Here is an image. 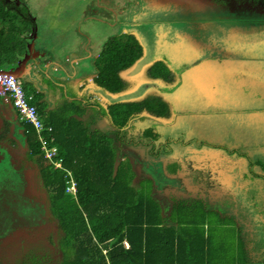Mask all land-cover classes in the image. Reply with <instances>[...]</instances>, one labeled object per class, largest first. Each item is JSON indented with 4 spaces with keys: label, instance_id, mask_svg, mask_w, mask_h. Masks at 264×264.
Returning <instances> with one entry per match:
<instances>
[{
    "label": "rangeland",
    "instance_id": "374dc122",
    "mask_svg": "<svg viewBox=\"0 0 264 264\" xmlns=\"http://www.w3.org/2000/svg\"><path fill=\"white\" fill-rule=\"evenodd\" d=\"M25 1V0H24ZM189 2L193 4L201 5V3L204 2H215V0H188ZM219 5L222 6H231L230 4L224 3L222 0ZM225 1V0H224ZM249 2L254 1L256 3H260L257 6L252 7V9H244V13H242L241 9L238 10V13L236 14V17L233 19V21L236 22V24H245V23H251L252 25L257 26V36L259 39L264 38V0H248ZM128 2V0H115L113 4H120L124 5ZM83 4V2H82ZM77 0H33L29 3L30 11L33 13V15L38 17L37 18V27H39L38 36L41 41H45L48 43V47L45 51H48L52 48L50 53H53L57 58L61 59V55L63 56V53L61 51L62 47L68 46L73 53V47L76 49V55H74V58H78L77 62L81 64V67L84 69H88L89 65L91 63H94V60L91 61V63H84L87 62L90 55L88 54V51H90L89 47L90 44L88 43V40L86 39L87 34H92L94 37V41L92 44H104L107 45V42L113 38L115 39V34L117 35V31L115 30L114 26V19L108 18L109 21L98 18L97 22H94L92 20H88L82 24V19L79 17H82L80 14H76L77 12ZM82 6V5H81ZM80 6V7H81ZM246 8V6H245ZM233 9H238V7L234 6ZM236 12V11H235ZM219 14L218 18L220 16H227L228 14ZM209 13H197L195 15L187 14L184 18L181 20H175L171 19L170 24L173 28V25L180 29L181 31L189 30V34H195L197 39L208 41L210 38L218 36L217 32L214 31L212 28L213 24H219L222 23V26L226 28V24H229V19H218L210 21ZM83 18V17H82ZM81 23V24H80ZM23 24V21L21 25ZM242 28V27H241ZM231 31V30H230ZM172 32V31H171ZM173 33V32H172ZM232 33V32H230ZM31 34V32H30ZM72 35V36H71ZM233 35L235 38H240L243 36L242 31L241 32H233ZM71 36V37H69ZM146 36L148 37V44H152L153 42L158 43V40L155 39L156 36L154 33L148 31ZM173 36V35H171ZM170 36V37H171ZM174 39L177 38L176 33L175 36H173ZM172 37V38H173ZM68 38V39H67ZM171 38V39H172ZM65 39H67L65 41ZM120 41L118 38L116 39ZM75 41V42H74ZM73 42L75 43L73 46ZM121 42V41H120ZM62 43V44H61ZM52 45V46H51ZM63 45V46H61ZM26 47V48H25ZM254 47L252 45L249 49ZM27 49V45L25 42H23L22 50L24 51ZM205 53V50L203 51ZM235 53L232 49L230 50V53ZM177 53V52H176ZM223 54V52L221 51ZM207 54V52L205 53ZM89 55V56H88ZM258 52L254 56H258ZM260 59L259 63H253L252 71H255V77L251 75V73L246 70L248 73H250L251 82L254 84V89L252 91V94L257 96L258 102L257 107L258 111H264V69L262 67V63H264V51L261 49L260 56L257 57ZM153 59L155 60V56H153ZM75 59H73L72 63H74ZM86 64V65H85ZM133 63L132 65H134ZM164 66L165 63H136L134 68L131 66L127 69L132 68L130 71L125 73V70H120L117 73V76L120 80V82L123 84V90L117 93H121L115 96L110 97V101L107 100L105 97L104 99L105 103L108 105L111 102L112 108H114L117 105L121 104H142L145 101H150L152 99H156L158 101H161L165 106L167 107L168 113L166 115H161L157 112H154L151 110L152 103L148 102L143 105V110L138 115L131 116V121H135L138 116L139 119L135 122L129 123L125 128L119 131V134H117L116 138L111 136L109 133L105 134L103 136L104 141V148L114 149L118 151L119 155V147H117V137H132L134 143H136V140L139 138L140 134L143 135L147 130H149L150 136L147 137V139H150L152 137H155V133H157V139H163L167 136H174L178 133L186 132L188 134H196L197 136H205V139H212L214 140L213 144L209 145L208 147H204L201 151L203 153H209L212 154L213 157H217V160L214 164L217 165L219 168L218 172H215L217 175L214 177L224 178V182H228L230 184V190L234 192L235 200H239L243 203V211L241 212L240 205L242 203L239 202L238 211L236 209H233L230 211L228 208V211L231 212L234 215H239L241 217L242 213L245 214V216H248V223H254L255 225H234L235 219H231V222H221L220 220H217L215 225H211V231L209 230V225H205L204 231L205 234L212 233L214 237V246L221 248L225 250L228 261L225 262V264H238V260L240 257L245 255L244 252V245L243 241L240 239V232L237 229V227L240 228L243 237L246 239L253 238V237H262L261 232L255 231L254 228L258 227L261 228L264 231V179L258 178V174L260 173V170H264V158L256 157V150L255 146H252V149L244 148L245 154H250V159L244 157H241V155H237V153H234V149L226 146V141L228 140L230 144L236 143L235 140L245 142L249 140H253V142L247 143L246 145H251L252 143L255 144L257 142V138L259 133L264 131V121L261 119V116L263 115H256L259 116V119L257 121H253V128H250V124H247L245 122H240L238 118H233V114L231 111H237V108L233 107L238 106L239 104L234 103L230 101L227 97L223 96L220 99L215 100H208L204 101L203 94L209 93V95L213 94V86H216L220 83V81H223L226 79V75L228 71L226 70H220L216 72V69L209 67L208 71L210 73V77L206 78L202 85L200 86V83L195 81L194 78L191 77L193 73L192 69L187 70L182 76L181 79L185 80V84H180L177 88L176 83H178L177 74L174 73L171 69H165ZM257 64V66H256ZM261 66H260V65ZM70 66L71 63H68ZM2 68L5 66L2 65ZM153 67V68H152ZM95 68L91 66V72H93ZM147 71L150 72V74L158 78L161 82H168V80L172 81L171 84H162L160 82H149V77L147 75ZM99 70H95L94 74L98 73ZM180 73V70H178ZM216 72V73H215ZM215 73V74H214ZM66 74V75H65ZM65 74L62 77V74L59 75V78L62 79L64 83L66 82V76H67V70ZM170 74V75H169ZM56 75V74H55ZM168 79V80H167ZM238 80L245 79L247 80V76L239 75L237 77ZM55 81V80H53ZM154 83V87H151V84ZM196 83L198 84L196 86ZM243 85V84H242ZM24 87V86H23ZM159 88L162 91L168 90V94L162 93L159 90H156ZM61 89V88H60ZM25 90V89H24ZM65 90V89H64ZM237 90V89H236ZM61 91V90H60ZM238 91V90H237ZM26 93V91H25ZM27 94V93H26ZM61 94V92H60ZM63 96V93H62ZM191 96L197 99L196 104L190 105V104H182L184 101V97ZM170 97V99L168 98ZM179 101V102H178ZM199 102V104H197ZM204 102H210V105L208 108H211L210 110H206L204 112H200V116L198 114V111L196 110L197 107H206L203 105ZM61 103V102H60ZM179 103V104H178ZM225 103L230 104L229 106ZM179 105V106H178ZM225 109H228L230 114H228L227 117H221L219 116V108L224 107ZM179 108L183 112H188L187 116H178L175 115L177 112H179ZM251 108V107H250ZM189 109L190 111H187ZM249 109V108H247ZM149 111L153 113L154 115L161 116L162 118H156L146 111ZM196 110V111H194ZM244 109H242L243 111ZM59 111V110H58ZM217 111L218 113H215ZM241 111V109H240ZM65 113V112H64ZM226 113V111H225ZM223 113V114H225ZM143 114V115H142ZM59 116V115H58ZM239 116V115H238ZM185 117V118H183ZM245 116L241 117L244 118ZM116 121H118L117 117H114ZM160 119V120H158ZM246 119V117H245ZM158 121L160 123V126L164 127H155L153 129L152 126H150L149 122ZM186 121V126H185ZM73 121H71L72 123ZM185 126V127H183ZM98 127V126H97ZM101 127V130H105L109 128V122L107 126ZM65 133V131H63ZM130 132V133H129ZM264 136V134H262ZM207 136V137H206ZM187 138V137H186ZM218 142H223V146L218 145ZM264 144V142H263ZM132 145V144H131ZM138 145V144H137ZM137 145H133L136 148H133V150L137 161V167L140 168L145 176V178L148 177L149 181H152L150 179L154 178V184L158 186H166V182L172 183L169 180V176L167 173L163 172L166 179H163L161 177V162L160 161H152L151 159L144 160L147 163V170H145V164L138 162H141L140 158H148L147 155H144L142 151H140ZM130 146V145H129ZM264 147V145H263ZM148 148V147H147ZM143 151H145V148H141ZM229 151V152H228ZM231 151V152H230ZM186 154H190L193 151L188 152L186 151ZM242 154V152L240 151ZM5 154V146H0V156L3 157ZM143 157H142V155ZM139 156V157H138ZM120 157V156H119ZM45 158H47L45 156ZM156 158V157H155ZM48 159V158H47ZM134 161L132 158H130L127 155L122 157V161L119 159L118 161L121 162L119 168L124 165L129 169V172L133 175V169L135 167L132 166V161ZM150 160V161H149ZM215 160V159H214ZM243 162V167H238V162ZM249 164H248V162ZM10 162L7 163L5 167H1L0 162V174H1V168L2 171L7 169V166L10 165ZM117 164V163H116ZM204 165V164H203ZM202 165V166H203ZM46 167V168H45ZM10 168V166H9ZM201 169V168H200ZM238 169H241L243 171H248V176L250 177V180L245 179L244 181L238 182V181H231L233 178H240L242 175V172L240 171L238 173ZM41 170L42 174L44 175L47 171V160H44L43 163H41ZM204 170V169H203ZM192 171V170H191ZM199 176H202L203 173L200 171H197ZM207 172L210 174V168L208 167ZM252 172V173H251ZM255 172V173H254ZM137 173H139L137 171ZM157 173L160 174V177L157 176ZM235 173H238L236 176ZM126 174V173H125ZM220 174V176H218ZM12 171H10V179L7 182V173L6 177H0V223L3 222L2 225H0V229L4 230L7 228L9 231H14L17 229H20L22 232H25L28 234V236L31 238V245H29V248L27 250H24L20 257L14 259L13 264H28V262H35L34 264H50L49 260L48 262H45L44 260H40L43 257H46L48 259H51L53 261V264H58L60 260H67L65 263L62 264H69V260L71 257H73L75 254L82 255L83 254V246H82V240L79 242L75 241L73 238V229H71V223L69 219H62L61 222L64 224L62 226L67 227V230L64 232V234H67V237L59 239V233H57L56 227L59 228L60 219L55 218L57 217L61 212L62 209L65 207H75V203L72 197L64 195L59 199L58 205H55L53 203V199L57 197L56 191L53 187H51V183H49L45 176L41 177L40 185L43 189L46 190L49 200L51 201V204L48 202V205H45L43 203V196L41 198H33L34 195H36L32 187H30L29 194L25 195V197H22L21 191L22 186H19V188H15L18 184L19 180L18 178H12L11 177ZM122 175V174H121ZM263 175V174H260ZM140 177V176H139ZM209 177V175H208ZM147 180V181H148ZM189 181L190 186H193L191 188V191L195 188V192L199 188V192L206 188V186H200L196 183L198 180L194 177H191L190 179H186ZM135 181V180H134ZM138 181V179H136ZM218 180H215V182ZM148 182L141 183L140 185L136 186L137 188H141L142 185L145 186V188H151V186H147ZM227 185V184H226ZM15 188L13 191H10L9 188ZM160 188V187H159ZM135 189V188H134ZM143 189V188H142ZM140 189V190H142ZM161 193H163L164 188H160ZM101 190L106 193V188H101ZM138 190V191H140ZM175 190H166V193L169 194L170 192H174ZM179 192H181V189H179ZM187 192V191H186ZM198 192V193H199ZM20 194V195H19ZM185 194V193H184ZM188 196L184 197V200H188L190 202L192 201H202L201 198H195L192 196L193 192L188 191ZM42 195V194H40ZM17 196H20V198L15 199ZM171 199V198H170ZM16 200V201H15ZM234 200V199H233ZM204 202H209L207 200H203ZM35 202V203H33ZM2 203L5 205H2ZM3 206V207H2ZM210 208L213 209V205H209ZM38 208H41V210L37 211ZM203 205L201 203L194 204L190 210H185L187 213L184 215L180 214L181 209L176 208L171 213V220L175 219H181V222L186 223V225H180L181 228L185 229H191L192 231H195L198 233L201 225L198 224V222L195 220V217L201 218L203 216H207L210 222L213 223V221L217 218L212 212L205 214L203 212ZM47 217V219H46ZM45 220H48V223L41 225ZM246 219V218H245ZM233 224V225H232ZM237 226V227H236ZM0 230V231H1ZM186 234H191L190 231H184ZM48 239V242H40V243H33L36 240L40 239ZM57 242V245L53 246L54 243ZM66 246V247H65ZM21 245L17 248H20ZM73 260V259H72ZM1 264V263H0Z\"/></svg>",
    "mask_w": 264,
    "mask_h": 264
},
{
    "label": "crops",
    "instance_id": "0c3cea01",
    "mask_svg": "<svg viewBox=\"0 0 264 264\" xmlns=\"http://www.w3.org/2000/svg\"><path fill=\"white\" fill-rule=\"evenodd\" d=\"M241 26H243L242 29L245 31H252L249 33L250 40H245L243 36L239 40L243 41L244 51L249 49L252 45L255 46L259 41L264 42V38L259 39V37L257 36V26L252 25L251 23L241 24ZM170 29L172 31L171 24ZM171 31L167 32V34L165 35L166 40L169 38ZM30 35H32V32L31 34L29 32L25 35L27 49H25L24 51L22 50L21 52L20 49L17 48L15 50V54L17 53L16 58L13 59V63L11 65H4V68L0 67V70L7 71L12 68L14 69L17 67L16 63L21 62L25 58L29 59L30 62V59L33 57H27L25 52L28 50V45H31V43L33 42L34 44L31 46L34 51L33 56L39 58L37 60V63H42V71L38 72L37 76L31 77L28 75L29 69L24 68L22 73L25 77L20 81L23 84L27 95L32 97V102L36 107H38V110L43 115L42 119H45L49 125L57 129V143L62 155L64 157H67L69 161H72L75 158H80V162L78 164H73L76 167L77 173H81V171L84 170H92L95 167H97L100 171L108 169L111 170V173H113L115 171L117 161L119 159L122 161V158L119 157L117 150L113 151V153H110V151H108L109 148H104L103 136L107 133L119 132L120 130H108L106 132H102L101 134H98V132L93 130V128L95 129L98 127L101 129L100 125L102 127L107 126L108 122L110 121L111 115L108 105L105 103L104 99H102L103 90L99 87L100 83L97 80L99 72L94 74L96 69L98 71L97 63L102 53L104 44H92V42L94 41V37L90 33L85 36L86 39L90 38L88 40V43L90 44V54L89 51L88 54L90 56L88 55V61L84 63H91V61L93 60L94 63H91L88 69H83L81 67V64L77 62L78 58H74V55L76 54L74 52L72 53L67 45L62 47L61 51L63 53V56L61 55V59H59L53 53H50L53 47H51L50 50L45 51L49 44L45 41H41L38 36L37 39H30ZM67 39H65V41ZM209 41L211 42V38L209 39ZM74 44L75 43L73 42V46ZM203 50L204 49H200V51ZM244 51L242 54L248 56ZM200 55L201 54H199V57L196 59V61H201L199 63H165L166 66H164L163 64L161 65H163L165 69L169 70H177L181 67L192 69L194 74H192L191 77L194 78L195 81L199 82L200 86L206 78L212 76L208 71L209 67L216 69V72L220 70H226L228 71L226 79L220 81V83L216 86H213L212 95H209L208 92L204 93V101L220 99L221 97L225 96L230 101L239 105L241 103L253 104V106L257 104L258 99L255 97V95L249 91H246L243 88L240 80L237 79V77H239V75H241L243 72H246V75L248 74L245 69L250 68V63H259L260 59L257 58V56H254L252 61H249L248 63H229L233 60L232 57L229 58V60L227 61L228 63H215L216 61H218L215 60L216 57H212L213 59H203L205 58V56L201 57L202 55ZM73 59H75L74 63H72ZM245 59L246 57L239 60L242 61ZM248 59L250 60V57H248ZM68 63H71V65L69 66ZM91 66L95 68L93 72H91ZM57 70L62 73V77L67 70L65 83L62 80L64 78H59V75L61 74L56 73ZM168 83H172V81L168 80ZM179 84L180 82L176 86H178ZM181 84H185L184 79H181ZM197 85L198 84L196 83V86ZM235 85L238 91L235 90ZM3 104L8 107L7 111L12 120V123H16L17 126L15 127V131L13 133L14 138L12 139L10 136L11 132L6 129L7 131L5 132V138L7 137V146H5V154L3 155V157L0 156V162L1 167H5L6 161L7 163L10 162V165L7 166V169L4 168L3 171L1 168L0 177H6L7 173L8 182L10 179V171H12L13 175H11V177L18 178L19 180L16 188L22 186V192H24L25 190V193H28V191H30V185L26 184L25 177L28 176L29 180H35V178H37L38 176H40V178L42 177V162H40L37 154L34 151L32 152L31 150V147L34 144L36 133L33 134L32 132H29L30 124H25L19 119L18 113L11 104H7L4 102ZM252 107H249V109L245 111L247 112L246 115L249 116H246V119H244L247 124H250L251 129L253 128L252 122L259 119V116H256V113H258V109H253ZM111 112L113 114L112 106ZM260 114L263 115V117L261 116V119L264 121V112H260L259 115ZM71 121L73 122L71 123ZM119 121L120 118H118V122ZM95 123L97 124L95 125ZM63 131H65V133ZM262 134H264V131L262 132ZM262 134L261 132L259 133L257 142L255 144L252 143L251 145L245 146V144L253 142V140L242 142V140L238 141L236 139V143L230 144V148L238 151L237 155H241V157H244L245 151L243 149H252V146L256 145L254 149H257L255 156L264 158V136ZM240 151L242 152V154L240 153ZM108 152L110 153L109 155ZM247 158L249 157L247 156ZM237 166L243 167V162H238ZM240 171L242 172L241 177L233 178L231 179V181L241 182L246 178L250 180V177L247 176L249 170L245 172L241 169H238V173ZM238 173H235L234 175L236 176ZM256 174H258L257 177L259 179H264V170H260V173L258 172ZM157 176L160 177V174L157 173ZM218 176H220V174H218ZM217 180L222 185H224L225 191H223V189H220V193L218 195L212 193L213 195H216L211 196L212 201H210L208 198L202 199V201H200L204 208L203 212L205 214L212 212L215 216H217V218L213 221V223H211V220H209L207 216H203L201 218L195 217V220L198 222V224L209 225L210 231L211 225H215L217 220L227 223L231 222V219L234 218V225H255L254 223H248V216H244L243 213L241 217H239V215H234L228 211V209L224 205L226 204L225 202H227L225 198L230 190V184L227 181L224 182L223 177H220ZM94 191V195L91 199H97V202H93V204L98 205V207L94 206L93 204H89V211H87L84 209L81 202L79 204L78 201L75 200L74 208H71L69 206L66 207L69 208L71 212L74 211L73 213L80 211L83 214V219L72 220L71 218H69V221L71 223V229L76 227V231L73 230V238L76 241L78 240L77 238H75V235L79 233L77 227L82 229L81 233L79 234L80 237L82 236L83 254L81 256H83L84 258H91L98 261L100 260V258L112 255L113 249L119 246H121L123 249L121 253L130 250V241L134 240V237L137 240L138 232H140L142 238L146 239L150 230L155 228H163L165 224L176 225L177 228L179 227V225H186V223L180 221L181 219L171 220V213L176 208H168L165 205L168 204L167 201L162 198L158 200L155 199L154 195L152 194V189L145 188V186L143 185V189L141 191L135 190L132 193V200L130 202L123 203V206L130 213V216H133V218L135 217V227L133 228V230L129 233H123V231L115 229V233H117V236L115 237H107L108 234L97 236L95 234V231L101 229L99 225L105 213L109 212L111 209H113L114 211L120 210L122 204L120 203V200H115V198H120V194L105 195L109 198L112 196V198L114 199L113 202L110 203V200H104L103 204H100L99 197H102L103 195L101 194L104 192L101 189H95ZM33 198H35V195ZM148 198H150L153 203H148ZM227 199H229V197ZM203 200H207L209 202H204ZM235 202L236 204H239V202L242 203L239 200H236ZM209 205H211V207L213 205V209L210 208ZM180 206L178 207L182 209L180 214L184 215L185 213H187L186 211H184L185 209ZM240 208L242 212L244 208L243 203L242 205H240ZM90 212L93 215H98L97 218L91 219ZM169 221H172V223L170 224ZM237 229L240 232V239L243 241V249L245 252V255L242 256L244 262H242V257H240L238 260V264H258L257 262L261 263V261L264 260V251L258 257L253 251H251V249L253 247L255 249L261 247V249L264 250V234H262V237H253L246 239L243 237L240 228L237 227ZM260 230L261 233H264L261 228ZM196 234L197 233H192L191 235L180 231L182 241L179 242L185 245H190L196 241ZM205 236L206 240L207 238H209L207 245L205 244L204 246L199 248V251L197 253L201 256L195 264H225V262L228 261L225 250L214 246V237L212 233L206 234ZM89 238L91 239V241L89 240ZM87 239L90 242H88ZM188 259L193 261L196 260L193 257H190ZM222 261L224 263H221Z\"/></svg>",
    "mask_w": 264,
    "mask_h": 264
},
{
    "label": "flooded vegetation",
    "instance_id": "af4514ba",
    "mask_svg": "<svg viewBox=\"0 0 264 264\" xmlns=\"http://www.w3.org/2000/svg\"><path fill=\"white\" fill-rule=\"evenodd\" d=\"M81 1L83 2V4ZM114 1L115 0H77V4L79 5V8L77 9L76 14H79V15L81 14L83 17V18L79 17L82 19V24L81 23L80 24L84 25V23L88 20L97 22L98 18H103L107 21H109L108 18L114 19L115 20V23H114L115 30L117 31V35L115 34V36H117L120 41H127L126 39L129 38L130 36H133L138 41L139 46L142 51L140 58H138L137 60V61L140 60V63H149V64L150 63H176V64L177 63H199L201 61H196V59L199 57V54L201 55L204 54L203 52L204 50H205V53L207 52V54H205V58L203 59H213L212 57H216L215 60H218V61H216L215 63H228L227 61L229 60L230 57H232L233 60L229 63H248L249 61H252L253 59L252 55L258 52L259 55L257 57H259L261 49L264 51V42L262 41H259L251 49H247L246 51H244L243 41H239L241 37L235 38V36L233 35V32L242 31L243 38L245 40L247 39L250 40L249 33L252 31L246 29L248 31L247 32L243 30L242 29L243 26L236 24V22L233 21L234 18L230 17L229 15L220 16L218 18V15L221 13L229 14V12L233 13L240 9L242 13H244V9L245 11H247L246 9H252V7L257 6L260 3H256L254 1L249 2L248 0H225V1L222 0L224 3L231 5V6H222V5H219V3L221 2L220 0H215L214 4L213 2H204V3H201V5L193 4L189 2L188 0H128L126 4L120 5L116 3L113 4ZM0 3L2 4V6H4V8H6V10H10L14 13H17L23 20L24 19L29 20L32 17L30 6H29V3H30L29 0H25V1L24 0H0ZM234 6L238 7V9H233ZM200 12L212 14V15H209V17L211 16L210 21H212V23L214 19L215 20L229 19V24L228 23L226 24L227 25L226 28L222 26V23L213 24L212 28L214 29L215 32L218 33L217 34L218 36H216V38L212 37L211 42L209 40L203 41V40L197 39L198 36L192 33L189 34L188 33L189 30H187L188 32L185 30L181 31L180 29L176 28L174 25L172 28L173 33L171 32L169 35V38L167 40L165 39V35L167 34V32L171 31L170 29L171 19L181 20L187 14L195 15ZM236 14L237 13H233L234 16H236ZM135 30L138 31L140 40L137 39L133 35L135 33ZM148 31L154 33V35L156 36L155 39L158 40V43L153 42L152 44H148V37L146 36ZM175 33L177 36L176 39H174L173 37L175 36ZM89 39L90 38H88L87 40ZM200 49H204V50L200 51ZM231 49L235 51V53L234 52L230 53ZM144 50L146 51V53H144ZM178 50L180 52L176 53ZM221 51L223 52V54L221 53ZM243 51L247 53L246 55L248 56H245L244 54H242ZM153 56H155V60L153 59ZM244 57H246L245 60H242V61L239 60ZM248 57H250V60L248 59ZM251 65H253V63H250L249 69L248 68L245 69V70H248L250 73L253 70L252 68L255 67ZM262 67L264 69V63H262ZM178 70H180V74L177 77V79L178 81L181 82V76L189 69L181 67ZM250 73L246 75V72H243L241 75L247 76L248 79L247 80L242 79L240 80V82L241 84L245 83L246 86L244 87V89L252 93V91L249 89L253 85V82H251L250 77L251 75H253V77L255 78L257 77L255 76V71H252L251 75ZM176 74L178 75V72H176ZM151 87H153V83L151 84ZM236 89L237 87L235 85V90ZM168 98L170 99V97ZM196 101H197L196 98L191 97V96H186L184 97V101L182 102V104L194 105L196 104ZM197 104H199V102ZM203 105L206 107L198 108L199 107L198 106L196 109L198 111L199 117H201L200 112H204L206 110L211 109V108H208V106L210 105V102H204ZM226 105L229 106L230 104L225 103V106ZM225 106L219 108L220 110L219 116L221 117H227L228 114H230L228 109H225ZM252 106L253 104H247V103H241L238 106L233 105V107L237 108V111H233V110L231 111V113L233 114V118H238L239 120H241L240 121L241 123L245 122L244 120L245 117L249 116V115H246L247 112L245 111L248 110L247 108L252 107ZM256 107H257V104L254 105L252 108L256 109ZM242 109L244 110L242 111ZM178 111L179 112H177L175 115L187 116L188 112H183L181 111L180 108ZM187 111H190V110L187 109ZM260 112L263 113L264 111H258V113ZM167 113H168V110L165 111V113L162 115H166ZM215 113H218V112L215 111ZM258 113H256V115H258ZM243 116L245 117L241 118ZM138 118L139 117H137L135 121H131V123L132 122L136 123ZM157 118H162V117L157 116ZM149 123H150V126L153 127V129L155 127H164V126H160V123L156 120L154 122H149ZM185 126H186V121H185ZM6 129L7 128L1 125L0 123V140L5 139V132L7 131ZM148 132L149 130H147L144 134L146 138L149 136L147 135ZM109 134L113 136L114 138H116L119 132L109 133ZM204 137L205 136H197L196 134H192V131H191L190 134L186 132H182L174 136H167L166 138L158 140L157 133H155V137H152L150 139L143 141L144 144L147 145L146 148L148 147L147 149L150 150L149 153L146 150L143 151V149H141L139 145L132 142L131 143L132 145L130 144V146L128 147H123L122 155L125 156L128 154V156L134 160L135 168L133 170H136V171H138L140 168L136 166L137 161H136L135 155L137 154H134L133 150H131L133 148H136L133 145H137L139 147L137 149L142 151L144 155L148 156V158H145V156L144 158H140L138 156L139 159H141V162H138V164L144 163L145 170H147L146 166L148 162L144 160L151 159L152 161H155V162L160 161L162 165L161 173H160L161 177L163 179H166L163 172L167 173V175L169 176V180L172 183L166 182V186H158L154 184L155 182L154 178L150 179L152 181H149L147 177L145 182L150 183L147 186H151V189H153V187L156 186V189H155L156 199L158 200L162 198L165 201H167L168 204H165V205L168 208L175 209L181 205L180 207H183V209L188 210L187 207L191 208L194 204L200 203V200L192 201V202L188 200H184V197L189 195L188 191L193 192L192 196L195 198H201V200L208 198L210 201H212L211 196H216L220 193L219 191L220 189H223V191H225L224 185H222L218 181L215 182V180L219 179V178L214 177L215 175H217L215 172L219 171V168L217 167V165L214 164L217 160V157L215 156L213 157L212 154L203 153L201 151L204 147H208L209 145L213 144L214 140L210 138L205 139ZM217 144L221 146L224 145L223 142H218ZM229 145H230V142L227 140L226 146L229 147ZM187 150L188 152L189 150L193 152L191 153L189 152L190 154H186ZM236 152L238 153V151ZM246 155L250 159V154L246 153L244 155L247 158ZM208 167L210 168V171H211L210 174L207 172ZM197 171L202 172L203 175L199 176ZM147 172L149 173L148 170ZM139 176L141 178L142 177L145 178L141 170L139 172ZM191 177H194L195 180L199 179L196 184L200 186H204V187L206 186V188H204L200 192L198 188L196 193H194L195 188L191 191V188L193 186H190L189 181L186 180V179H190ZM25 179H26V184L30 185V187L33 188L32 192L36 194L35 198H41L43 196V200H42L43 203L45 205H48V202H50V200L48 198L46 190L43 189L42 186L40 185V182H41L40 176L35 178V180L34 179L29 180L28 176H26ZM159 187L164 188L163 193L160 192L161 189ZM15 188L11 187L10 191H13ZM167 189L175 190V191L167 194L166 193ZM179 189H181V192H179ZM20 193L22 197H25L24 194L25 195L29 194V192L25 193V190L24 192L21 191ZM212 193H215L216 195H213ZM228 197L229 199H227ZM17 198H20V196H17L15 199ZM225 200H227V202H225L226 204L224 203L225 204L224 206H226V208H228L230 211H232L233 209H236L238 211L239 205L236 204L235 202L236 200H235L233 191L229 190ZM2 205H5V203L4 204L2 203ZM5 206H8V205H5ZM39 210H41V208L37 209V211ZM45 223H48V220L46 221L44 218V221L41 225L43 226V224ZM2 224L3 222L0 223V225ZM249 225H253V224H249ZM254 230L258 232L261 231L260 228L258 227H255ZM30 239L31 238L28 236V234L25 232H22L20 229L9 231L7 228H5L4 230H1L0 231V263L1 264H13L14 259L20 257L23 251L29 248V245H31ZM40 242H43V243L48 242V239L44 238V239L36 240L33 243H40ZM20 245L21 247L17 248Z\"/></svg>",
    "mask_w": 264,
    "mask_h": 264
},
{
    "label": "trees",
    "instance_id": "16d2710c",
    "mask_svg": "<svg viewBox=\"0 0 264 264\" xmlns=\"http://www.w3.org/2000/svg\"><path fill=\"white\" fill-rule=\"evenodd\" d=\"M233 13H238V11ZM233 13L229 12V14L228 13L227 14L230 17L235 18L236 16H234ZM22 21L23 24L21 25ZM29 32H30V24L27 21L21 19V17L17 13H14L10 10H6V8H4V6H2V4L0 3V67L2 65H6V64L11 65L13 63L14 61L13 59L16 58V54H17V53L15 54V50L17 48L21 50L23 42H25L26 44L25 35ZM117 38L118 37L115 36V39L113 38L110 39L107 42V45H104L102 49V53L99 57V61L97 63L99 70V75L97 78V80L100 83L99 87L103 90V97H105L109 101L111 96L118 95L117 92L123 90V84L120 82L117 73L120 70H124L130 67L133 63H135L138 60V58H140L142 54L139 43L133 36L127 38L126 39L127 41H121V42L116 40ZM131 69L132 68L125 70V73H127ZM171 70L174 73L178 72V69L177 70L171 69ZM179 74L180 73L178 72L177 77L179 76ZM147 75L149 77V82L151 80L154 82H160L162 84H168V85L171 84L168 83L167 81L161 82L160 80H158V78L153 77L148 71H147ZM177 82L179 83L180 81ZM178 83H176V85ZM156 90H159L163 94L168 93V90L162 91L159 88H157ZM255 97L257 98L256 95ZM148 102L152 103L151 110L154 112L160 113L162 115L165 113V111H167V107L161 101L152 99ZM148 102L145 101L142 104L117 105L114 108H112L113 114L111 112L112 104L110 102L108 104V107L110 109L109 111L111 113L109 128L105 130H101L98 127L95 129L93 128V130L98 132V134H101L102 132H106L108 130H113V131L122 130L127 125H129V123H131L129 122L131 116L138 115L143 110V105ZM32 104L34 103L32 102ZM146 112L157 118V115H154L148 110ZM39 113L43 118V115L41 114L40 111ZM114 117L120 118V121L119 122L116 121ZM43 121L46 124V129L43 132V136L49 140L50 147L56 146L58 148V156L56 157V162H60V160H63L62 167L56 168L55 164H53L50 160L45 158V153L42 150V144L39 138V133L37 132L34 126L29 125L30 127L29 132H32L33 134L36 133L34 144L32 145L33 149L31 147V150L32 152L34 151L37 154L38 158L40 159V162L43 163L44 160H47V171L42 176L46 177L47 181L51 183V187H53L56 191L57 197L53 199V203L55 205H58L59 199L64 195L73 198V196L71 195L72 193L70 194L68 190L69 187L72 185V181H74L76 183L77 199L73 198V200L78 201L79 204L81 202L84 209L89 211V204H93V202H97V199L95 200L91 199L92 196L94 195L95 192L94 190L106 188V193L105 194L102 193L101 195L103 196L99 197L100 204H103L104 200L106 201L110 200V203L113 202L114 199L112 198V196L109 198L105 195L120 194L121 195L120 198L119 199L115 198V200H120V203L122 205L120 210L114 211L113 209H111L109 212L105 213L99 225L101 229L95 231V234L97 236H100L102 234L103 235L108 234L107 237L109 236L115 237L117 236V233H115V229L121 230L123 231V233L131 232L135 227L134 225L135 217L133 218V216H130V213L123 206V203L130 202L132 200L131 199L132 193L135 190L138 191L143 188V185L141 188H137L136 186L140 185L141 183H144L146 178L139 177L138 181H136L138 177L137 173L134 172L132 175L129 172V169L124 165H122L120 168H118L117 171H114L113 173H111V170L108 169L100 171L97 167H95L92 170H84L81 171V173H77L76 167L73 164L75 163L78 164L80 162V158H75L72 161H69L67 157H64L57 143L58 140L57 129L49 125L45 119H43ZM96 124L97 123H95V125ZM49 127L54 128L52 132L48 131ZM147 135L150 136V133L148 132ZM52 137H55V142L53 143L51 142ZM144 140H147L146 136L140 134L135 144H138L140 148H145L146 151L149 153L150 150L146 148L147 145L144 144L143 142ZM132 141L133 139L131 136L117 137V143L120 149L119 151L120 158L124 157L122 155L123 147H128L132 143ZM108 151H110V153H113V151L115 150L111 148L108 149ZM233 152L237 153L235 150ZM110 153L108 152V155ZM155 189L156 186L153 187L152 194L156 199ZM147 202L153 203V201L150 198L147 199ZM49 203L51 204V201ZM93 205L98 207V205L95 204ZM187 209L190 210L191 208L187 207ZM73 212H71L69 208L65 207L62 209V212L57 217L55 216L57 221L58 219H60V221H58L59 228L56 227L57 233H59L60 235L57 242L61 238L67 237V234H64V232L67 230V227L62 226L64 225L61 222L62 219H69V218H71L72 220L83 219V214L80 211L75 213ZM90 215H91V219L97 218L98 216V215H93L91 212ZM169 223L171 224L172 221H169ZM203 227H205V225H201L197 233L195 231H192L191 229L181 228L180 225L177 228L176 225L165 224L163 228H155L150 230L148 232L146 239L142 238L140 232H138L137 240L134 237V240L130 241L131 242L130 250L121 253V251L123 250L122 247L121 246L115 247L112 251V255H108L103 258H100V260L98 261L93 260L91 258L87 259L81 255L75 254L73 257L70 258L69 264H177V263L195 264L196 261H198L199 257L201 256L200 254L197 253L199 251V248L204 246L205 244L207 245L209 239V238H207V240L205 239L206 234L205 232H203L204 231ZM73 230L76 231V227ZM77 230L79 233H81L82 229L77 227ZM185 230L190 231L191 235L192 233H197L196 234L197 238L194 243L190 245H185L179 242L182 241L180 231L184 232ZM79 233L75 235V238H77L78 240L77 242L82 240V236L80 237ZM89 240L91 241L90 238ZM89 240L87 239L88 242H90ZM57 242L54 243L53 245L54 246L55 244L57 245ZM251 251H253L259 257V255L264 250H262L261 247H259L258 249H255L253 247ZM190 257H193L196 260L194 261L189 260L188 258ZM40 260H44L45 262H48L49 260V263L53 264V261L46 257H43ZM66 261L67 260H60L58 264L65 263ZM242 262H244L243 257H242ZM34 263L35 262H30V261L28 262V264H34ZM221 263L224 262L222 261ZM257 263L264 264V260L261 261V263L259 262Z\"/></svg>",
    "mask_w": 264,
    "mask_h": 264
},
{
    "label": "water",
    "instance_id": "95a60500",
    "mask_svg": "<svg viewBox=\"0 0 264 264\" xmlns=\"http://www.w3.org/2000/svg\"><path fill=\"white\" fill-rule=\"evenodd\" d=\"M30 2H32L31 0H29ZM36 1H38V0H36ZM82 2V1H81ZM79 8V5H77V9ZM31 14H32V17H31V19L32 20H25V21H27L29 24H30V32H32V35H30V39H37V36H38V31H39V27H37V16H36V14H35V16L33 15V13L31 12ZM114 23H115V21H114ZM115 26V25H114ZM34 35H35V38H34ZM137 39H139L140 40V37H139V33H138V31L137 30H135V33L133 34ZM72 36V35H71ZM71 36H69V37H71ZM40 36H38V38H39ZM75 42V41H74ZM34 43L32 42L31 43V45H28V50L25 52L26 53V55H27V57L29 56L30 58L31 57H33V58H31L30 59V62H29V59H24V60H22L21 62H18V63H16L17 64V67L16 68H12V69H10V70H0V73H8V74H10V75H14L17 79H20V80H22V79H24V74L22 73L23 72V70H24V68L25 69H29V73H28V75L29 76H37V73L38 72H41L42 70H41V64L42 63H37V60L39 59V58H37L36 56H33V49L31 48V46L33 45ZM73 52L76 54V53H78V52H76V49H74V47H73ZM178 52H180L179 50L177 51V53ZM144 53H146V51L144 50ZM89 54H90V51H89ZM205 56V53L201 56V57H204ZM136 63H140V60L139 61H137ZM135 63V64H136ZM135 64L134 65H132L131 67L132 68H134V66H135ZM56 73H58V74H62L61 72H59V70H57V72ZM243 85V88L246 86V84L245 83H242ZM251 91H253V89H254V84L249 88ZM248 89V90H249ZM118 94H121V93H118ZM8 107L5 105V104H3V102L1 101V98H0V123H1V125H3V126H5L8 130H9V132H11L10 133V136H11V139L12 138H14V136H13V133H14V131H15V127L17 126V124L15 123V124H13L12 123V120H11V118H10V116H9V113H8V109H7ZM1 145H3V146H7V137L4 139V140H0V146ZM120 164H121V162L120 161H117V164H116V166H115V171H117L118 170V168H119V166H120ZM132 166L134 167V161H132ZM133 173H134V171H133Z\"/></svg>",
    "mask_w": 264,
    "mask_h": 264
},
{
    "label": "built area",
    "instance_id": "2783aa9c",
    "mask_svg": "<svg viewBox=\"0 0 264 264\" xmlns=\"http://www.w3.org/2000/svg\"><path fill=\"white\" fill-rule=\"evenodd\" d=\"M0 97L5 103H13L26 121L40 127L36 109L31 105L32 97L24 92L18 80L13 76L0 73Z\"/></svg>",
    "mask_w": 264,
    "mask_h": 264
},
{
    "label": "bare ground",
    "instance_id": "6f19581e",
    "mask_svg": "<svg viewBox=\"0 0 264 264\" xmlns=\"http://www.w3.org/2000/svg\"><path fill=\"white\" fill-rule=\"evenodd\" d=\"M5 74H8V73H5ZM8 75H10V74H8ZM10 76H13L16 80H18V82L20 83V85L24 89L23 84L21 83L20 79H17L14 75H10ZM24 92H25V90H24ZM1 101L4 102V100L2 98H1ZM7 104H11L12 105V107L18 113L19 119L22 122H24L25 124L33 125L36 128L37 132L39 133L40 140L42 142V150L44 151L45 156L48 158V160H50L53 164H55L56 168H61L62 167L63 160H60V162H56V157L58 156V148H56V147H50L49 140L43 136V132L46 129V125H45L42 117L40 116L37 107L34 104H32V101H31V105L34 106L35 109H36L37 116H38V119L40 121V127H36L35 124H31L28 121H26L25 120V117L21 114V112L16 108V106L13 103H7ZM48 131L49 132H52L53 131V128L52 127H49L48 128ZM54 141H55V138L52 137L51 138V142L53 143ZM134 172L137 173L136 170H134ZM138 172H140V171L138 170ZM137 175H138L137 179H139V173H137ZM68 191L70 192V194L72 193L71 195L73 196V198L77 199V189H76V183L74 181H72V185L69 187V190Z\"/></svg>",
    "mask_w": 264,
    "mask_h": 264
}]
</instances>
